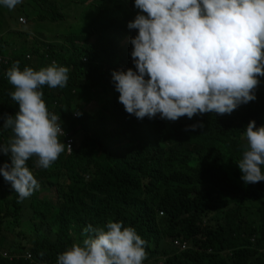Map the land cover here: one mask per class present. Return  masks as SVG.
<instances>
[{
  "label": "trees",
  "instance_id": "trees-1",
  "mask_svg": "<svg viewBox=\"0 0 264 264\" xmlns=\"http://www.w3.org/2000/svg\"><path fill=\"white\" fill-rule=\"evenodd\" d=\"M31 1L40 8L41 22L67 20L64 10L77 5L81 19L93 25L53 40L43 36L39 46L11 58L21 70H39L53 61L69 69L64 88L40 90L74 146L67 154L66 139L59 136L64 151L48 169L36 166L38 157L29 158L40 187L23 201L0 174V196L7 193L0 199V246L13 257L0 258V264H57L59 254L82 244L89 224L103 227L109 220L133 227L147 242L143 264H264V180L245 184L237 164L247 124L264 125V76L257 77L256 99L231 114L197 113L170 121L157 113L137 119L119 102L112 81L113 70H136L133 45H121L138 34L127 27L140 11L134 0ZM91 2L97 9L92 18L86 12ZM9 68L0 66V129L5 114L19 110L10 96L15 87L6 76ZM94 102L98 109L91 113L86 105ZM201 121L202 128L190 127ZM11 134L10 129L0 133V144ZM5 162L10 154L0 152V165ZM242 200L255 208L254 218Z\"/></svg>",
  "mask_w": 264,
  "mask_h": 264
},
{
  "label": "clouds",
  "instance_id": "clouds-1",
  "mask_svg": "<svg viewBox=\"0 0 264 264\" xmlns=\"http://www.w3.org/2000/svg\"><path fill=\"white\" fill-rule=\"evenodd\" d=\"M21 2L0 0V5L12 10ZM134 6L140 11L127 27L138 29L130 38L136 70L112 72L127 113L141 120L159 113L176 121L197 113L231 114L256 99L257 77L264 76V0H134ZM68 72L55 61L39 70H21L17 61L6 72L19 110L4 116L3 128L12 134L0 144V152L10 154L0 174L19 201L40 187L26 163L29 158L38 157L36 166L48 169L64 151L60 116L49 111L40 89L64 88ZM203 126L201 121L190 127ZM245 136L237 164L243 182L255 184L264 180V125L257 128L251 120ZM82 236V244L59 254L57 264H143L146 259L147 242L122 221L89 224Z\"/></svg>",
  "mask_w": 264,
  "mask_h": 264
},
{
  "label": "rangeland",
  "instance_id": "rangeland-1",
  "mask_svg": "<svg viewBox=\"0 0 264 264\" xmlns=\"http://www.w3.org/2000/svg\"><path fill=\"white\" fill-rule=\"evenodd\" d=\"M66 2H64L65 4ZM63 4V5H64ZM92 6L88 5L86 12L87 15L91 18L96 14L97 9L94 7L96 6L95 2L90 3ZM82 7L77 5H71L70 7H67L64 12L68 16L67 20H62L58 23L52 24L50 20L44 19V22H41L42 19L39 15L40 8L35 6V4L31 0H22V2L12 10H9L7 7L0 5V23L4 28L7 27H14L17 25V18L20 15H23L21 17L25 18L28 22L25 25H22L19 23L18 25L20 28L19 32L9 34L5 33V39H3L4 42H7L8 44L14 46L12 53H22L27 52V49L29 47L36 45L37 40H39L41 37L46 36L47 40H53L56 36L59 34H66V36L70 35L74 32H82L83 30H87L93 23L90 19L85 18L81 19V15H79L80 12H82ZM49 15V14H48ZM40 16V18L38 17ZM79 16V17H78ZM19 19V18H18ZM44 38V37H43ZM130 39H127L126 41L122 42V46H127ZM54 43V42H53ZM5 52L7 55L11 52L9 49H5ZM9 57V56H7ZM10 58V57H9ZM13 58V57H12ZM32 59V58H30ZM98 104L92 103L89 105H86V109L90 111L91 113H94L97 111ZM82 109H84L83 106H81ZM2 115V114H1ZM0 115V116H1ZM8 129H4L3 127L0 129V133H5ZM6 184L4 185V188H6ZM4 193V192H3ZM46 194H41L40 196L43 197ZM3 198V195L0 196V199ZM51 200L55 201V196L53 193L50 194ZM7 199V193H4L3 200ZM244 203V208L249 207L246 209L245 213L250 216V218H254L252 216L253 211H255L254 207H251V205L245 201L242 200ZM23 216H25V209H23ZM24 227V226H21ZM13 237L12 233H8L7 236V246H10V241ZM7 249L6 247H4Z\"/></svg>",
  "mask_w": 264,
  "mask_h": 264
},
{
  "label": "built area",
  "instance_id": "built-area-1",
  "mask_svg": "<svg viewBox=\"0 0 264 264\" xmlns=\"http://www.w3.org/2000/svg\"><path fill=\"white\" fill-rule=\"evenodd\" d=\"M27 22L28 21L25 18H23V17L19 18V23L20 24L25 25V24H27ZM26 58L29 60L31 58V56L27 55ZM11 62L12 61H10V58H7V57H4V56L0 55V65H3L5 67L12 66ZM74 116L76 117L77 114H75ZM61 137H65V139H66V144H65L66 153L70 154L72 152L73 146H74V138H73V136L65 134L64 136H61ZM185 248H186V246L184 245L183 249H185ZM26 257L28 259H30L31 258V254H28ZM0 258H4V259L9 258L10 260L13 259V257L10 255V252L8 251V249L2 248L1 246H0Z\"/></svg>",
  "mask_w": 264,
  "mask_h": 264
},
{
  "label": "crops",
  "instance_id": "crops-1",
  "mask_svg": "<svg viewBox=\"0 0 264 264\" xmlns=\"http://www.w3.org/2000/svg\"><path fill=\"white\" fill-rule=\"evenodd\" d=\"M21 16H23V15L18 16V18H21ZM18 18H17V25H15L13 28L12 27L4 28L1 25V23H0V38L5 39V35H4L5 33L13 34V33H16V32L20 31V28H19V25H18V20H19ZM34 46H39V43L37 42L36 45H34ZM31 47H33V46H31ZM13 48H14V46L8 44L7 42H4V43L0 42V49H3V52L0 55H2L4 57L9 56L10 57V61H11V58L15 55L14 53H12L13 52ZM5 49H9L11 51V52H9V54L12 53V55L11 56L7 55L6 52H5ZM9 57H7V58H9ZM0 66H3V65H0ZM3 67H5V66H3Z\"/></svg>",
  "mask_w": 264,
  "mask_h": 264
}]
</instances>
